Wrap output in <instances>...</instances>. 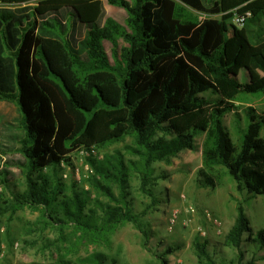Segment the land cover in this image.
I'll use <instances>...</instances> for the list:
<instances>
[{"label": "trees", "instance_id": "1", "mask_svg": "<svg viewBox=\"0 0 264 264\" xmlns=\"http://www.w3.org/2000/svg\"><path fill=\"white\" fill-rule=\"evenodd\" d=\"M33 1L0 0V196L11 180L3 162L27 170L26 190L15 193L8 205L12 212L42 205L54 210L55 222L71 221L95 242L109 243L120 225L132 223L148 241L147 211L135 212L126 201L128 178L136 172L142 191L156 202L152 185L167 175H155L154 163L171 162L193 149L200 134V186L216 188L228 175L249 199L264 195V113L246 108L239 145L224 121L229 112L240 116L232 90L264 94V0H108L127 11L125 24L108 14L102 0ZM194 11L221 17L200 21ZM247 11L252 15L242 26L233 22ZM52 40L62 43L76 78L87 82L92 75L106 74L104 83L117 88L116 98L108 99L97 85L99 101L82 105L48 63L45 48ZM105 42L112 45L113 59ZM206 91L215 96L202 95ZM12 116L13 122L20 119L23 133L15 129ZM127 137L133 142L124 151L89 159L92 185L109 198L98 201L100 212L87 209L83 193L59 199V179L45 169L58 177L73 151L105 149ZM15 151L23 159H4ZM112 184L119 186L120 196ZM249 231L245 206L239 202L226 236V244L239 250L238 264L254 263H242ZM248 240L263 248L264 228ZM194 246L199 264H221L207 242L196 238ZM107 262L108 255L95 251L78 264ZM48 264L72 263L61 258Z\"/></svg>", "mask_w": 264, "mask_h": 264}, {"label": "rangeland", "instance_id": "2", "mask_svg": "<svg viewBox=\"0 0 264 264\" xmlns=\"http://www.w3.org/2000/svg\"><path fill=\"white\" fill-rule=\"evenodd\" d=\"M102 1L108 14L125 24L127 11L109 4L108 0ZM39 2L40 0H35L30 4L39 5ZM194 13L200 21L209 17H221L199 11ZM121 44L125 45L123 41ZM105 46L113 59L112 45L105 42ZM45 51L51 69L59 74L60 82L66 84L82 105L91 107L99 101L95 93L97 85L104 88L108 99L116 98L117 88L104 83L108 75L98 73L92 75L87 82H82L73 75L69 57L61 42L47 41ZM202 95L215 96L211 91H206ZM261 95L231 91V97L240 116L229 112L224 121L237 145L241 137L239 128L245 127L247 123L245 110L250 107L255 109V106L249 103L256 102ZM11 121L13 122V116ZM16 122L18 126L15 129L23 133L22 127L19 126L20 119L16 120L14 117L13 123ZM261 135L264 137V129ZM203 140L204 135L200 134L195 138L193 149L181 152L171 162L154 163L155 175H167V178H158L152 185L157 196L156 202L142 191L137 173L131 172L126 201L135 212L147 211L144 221L150 234L148 241L132 223L120 225L111 234L109 243L101 240L95 242L92 236L83 234L73 222L66 224L55 222L54 210H46L42 205L36 208L25 205L12 212L8 205L13 203L15 193H23L26 190L27 170L20 165L11 166L3 162L2 167L9 171L11 180L9 187L1 188L0 264H48L55 263L61 258L78 264L80 258L95 251L108 255L107 264H199L194 246L196 238L201 242H207L210 253L221 264H238L239 250L226 244V236L235 223L239 202L245 206L251 227V231L244 235L242 263L253 259V264H264V247L248 240L264 228V195L249 199V194L246 191H239L236 182L228 175L223 176L222 183L216 188L200 186L198 179L202 167ZM132 142V138L127 137L123 142L114 143L105 149H97L93 158L103 159L106 153L112 154L118 149L124 151L125 144ZM82 150L72 152L71 163L60 165L58 177H55L51 169L44 171L53 179H59L62 191L59 199L64 195L75 198V192L83 193L88 197L87 209L96 208L100 212L98 201L107 203L109 198L92 185L94 172L90 157ZM4 159L18 160L23 159V156L19 151H15L6 155ZM111 187L115 195L120 196L119 186L112 184ZM171 247L174 248L173 252L166 254V250Z\"/></svg>", "mask_w": 264, "mask_h": 264}, {"label": "built area", "instance_id": "3", "mask_svg": "<svg viewBox=\"0 0 264 264\" xmlns=\"http://www.w3.org/2000/svg\"><path fill=\"white\" fill-rule=\"evenodd\" d=\"M251 15H252L251 12H250V11H247V12L245 13V15H237V16L234 18V19H235L234 21H235V23H236L237 25L242 26V25L245 23L246 19H247L248 17H250ZM82 151H83L84 154L87 155L88 157H91L92 155H95V154L97 153V149H96L95 146H92L91 148H89V149H87V150L83 149ZM63 164H65V163H63Z\"/></svg>", "mask_w": 264, "mask_h": 264}, {"label": "crops", "instance_id": "4", "mask_svg": "<svg viewBox=\"0 0 264 264\" xmlns=\"http://www.w3.org/2000/svg\"><path fill=\"white\" fill-rule=\"evenodd\" d=\"M249 105H253V106H255V110H256V112H257L258 114H263V113H264V109H262V108H264V94H262V95L260 96V98H259L256 102H254V103H249ZM260 109H262L263 111L260 112Z\"/></svg>", "mask_w": 264, "mask_h": 264}]
</instances>
